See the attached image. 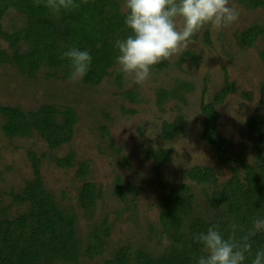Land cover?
Wrapping results in <instances>:
<instances>
[{"label": "rangeland", "instance_id": "rangeland-1", "mask_svg": "<svg viewBox=\"0 0 264 264\" xmlns=\"http://www.w3.org/2000/svg\"><path fill=\"white\" fill-rule=\"evenodd\" d=\"M121 11L126 13V0H116ZM230 5L239 11V19L232 25L213 30L205 26L194 35L179 54L161 62L168 68L163 71L152 69L150 78L142 84L134 83L125 76L123 90H118L114 79L106 78L96 88L84 86L80 80L70 82L47 76L41 70L34 80L20 75L10 65L0 66V106L16 107L28 113L43 105H54L63 110L73 108L78 116L73 136L69 143L50 151L47 144L34 133L29 138L7 139L0 131V198L9 204V194L18 192L25 181L33 179L29 153L40 158V175L45 189L55 203L65 212L78 216V236L82 242V252L78 264H104L120 246L131 245L142 248L154 257L160 256L171 243L162 233L158 222L159 201L179 189L180 185L189 188L193 197L192 218H216L207 204L206 188L188 181L184 173L194 167H210L214 170L219 184L227 182L231 176L227 168L221 167L217 157L202 140L203 129L200 104L203 91L205 103L228 81L235 85L236 92L226 97L217 106L218 129L221 136L234 146L235 153L241 148L244 159L253 162V144L245 131L247 119L255 115L264 116V36L259 37L251 48L239 46L242 32L257 25L264 29V10H252L230 0ZM7 33L25 24L23 16L7 12L0 21ZM209 32L210 42L204 33ZM0 51L9 52L8 44L0 38ZM192 52L198 56V63L191 66L186 60L177 66L180 57ZM160 62V63H161ZM115 77V76H114ZM177 82L193 85L194 90L185 94V104L168 100L160 109L156 105V91H171ZM133 90L138 94L139 103L132 105L119 95L121 91ZM134 111L130 114L129 111ZM182 115L185 133L170 142H164L161 127L164 122L172 123ZM1 122V119H0ZM103 128H106L105 134ZM170 149L171 160L156 168L154 161L146 157L147 151ZM120 151V154H117ZM73 154L75 167L61 169L53 158H64ZM129 164L125 168L121 159ZM88 166L86 181L101 189V199L91 213H85L77 203V191L82 185L76 176L79 165ZM136 188L135 196L124 204L115 196L116 181ZM160 182L168 184L167 189ZM186 194V195H187ZM24 207L13 206L12 214L24 211ZM105 219L111 227L101 253L88 255L89 245L96 246L92 226Z\"/></svg>", "mask_w": 264, "mask_h": 264}, {"label": "trees", "instance_id": "trees-1", "mask_svg": "<svg viewBox=\"0 0 264 264\" xmlns=\"http://www.w3.org/2000/svg\"><path fill=\"white\" fill-rule=\"evenodd\" d=\"M234 1L248 9L264 10V0ZM44 2L40 0L37 6V0H0V21L10 11L25 19V24L11 33L5 32L0 23V38L8 44L10 51H0V66L10 65L29 80L36 79L41 70H46L50 78H57V73H62V79L69 80L70 61L62 58V54L71 47H77L81 51L87 50L92 57L87 74L80 80L84 86L96 88L106 78H113L117 89L123 90L125 74L118 71L116 57L119 53L115 45L130 31L124 23L127 12L121 11L120 4L116 0H74L79 5L77 8L53 14L44 7ZM204 35L209 43V32ZM261 36H264V29L253 25L240 34L239 46L242 49L251 48ZM261 57L264 61V54ZM186 60L195 66L198 56L186 52L177 66ZM166 68L168 64L161 62L153 69L163 71ZM193 90V85L186 82H177L171 91L158 89L156 105L161 109L171 99L185 104V94ZM235 92V85L226 81L212 101L206 104L205 88L200 104L203 116L201 138L217 157L219 165L228 169L231 174L229 180L219 184L210 167H194L184 173L188 181L206 188L207 204L216 213V218H192L190 208L193 197L187 194L189 188L180 185L179 189L172 190L159 201L158 222L162 233L171 241L160 256L154 257L142 248L133 249L131 245H126L115 249L104 264H197L198 258L206 253L195 236L211 226H217L225 238L232 235L233 226L238 241L249 235L253 255L247 257L244 264H251L255 252L264 249V230L252 234L254 222L264 219V116L257 114L245 123L254 156L253 162L248 163L243 149L235 153L234 146L221 136L217 124V106ZM119 95L132 105L139 103L138 94L133 90L121 91ZM129 113L135 112L131 110ZM0 119V131L5 138H29L36 133L50 151L69 143L78 123L73 108L61 110L54 105H43L28 113L20 108L0 106ZM185 129L184 118L179 115L172 123L162 124L160 137L164 142H170L183 135ZM103 131L108 134L106 128ZM145 154L154 161L156 168H160L170 162L172 151L150 150ZM28 158L33 179L25 181L18 192L9 194L11 203L5 204L0 198V264H78L82 252L78 216L72 211L62 210L45 189L40 175L42 160L33 153H29ZM121 161L122 166L129 167L125 158ZM53 162L61 169L75 167L73 154L53 158ZM88 173V166L81 163L76 171L77 178L82 181L77 191V203L85 213L92 214L102 192L86 181ZM160 186L168 188V184L163 182ZM135 192V187L117 179L114 193L124 204L128 203V198L133 199ZM13 206L24 207L25 210L12 214ZM92 232L96 246L89 245L86 253L99 255L110 237L108 220L92 226Z\"/></svg>", "mask_w": 264, "mask_h": 264}, {"label": "clouds", "instance_id": "clouds-1", "mask_svg": "<svg viewBox=\"0 0 264 264\" xmlns=\"http://www.w3.org/2000/svg\"><path fill=\"white\" fill-rule=\"evenodd\" d=\"M40 0H37L39 6ZM79 5L74 0H45L44 7L53 14L71 11ZM125 26L130 31L125 39L117 40L116 64L118 71L142 84L162 60L179 54L191 38L205 26L220 30L239 19L238 9L230 0H126ZM62 58L70 61V82L81 80L88 72L92 57L87 50L71 47ZM264 230V219L254 222L252 234ZM195 240L206 255L197 264H244L253 255L249 235L238 241L235 226L227 238L217 226L199 232ZM251 264H264V249L255 252Z\"/></svg>", "mask_w": 264, "mask_h": 264}]
</instances>
